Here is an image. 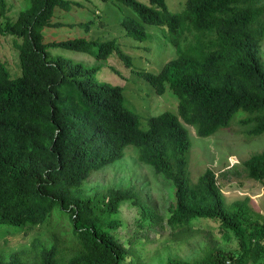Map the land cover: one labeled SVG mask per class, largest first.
Returning <instances> with one entry per match:
<instances>
[{
	"label": "trees",
	"instance_id": "obj_1",
	"mask_svg": "<svg viewBox=\"0 0 264 264\" xmlns=\"http://www.w3.org/2000/svg\"><path fill=\"white\" fill-rule=\"evenodd\" d=\"M27 1L11 20L0 0V37H12L19 68L12 77L0 61V225L32 227L63 219L60 234L72 244L57 249L59 239L51 232L46 244L35 240L29 256V249L0 252V264H129L131 240L115 232L122 226L119 206L136 207L148 228L160 217L133 186L91 194L81 189L89 173L119 159L126 145L172 184L167 225L181 232L194 218H209L219 233L229 231L237 242L235 251L211 245L198 258L167 256L163 264H264V217L251 209L248 197L226 204L210 168L193 183L185 179L189 140L179 119L203 137L225 127L240 110L246 137L264 132V66L258 55L264 0H184L178 13L170 12L165 0H109L125 8L119 21L123 35L143 42L149 38L145 25L153 26L162 36L155 47L174 53L156 73L138 72L155 94L170 90L177 98L176 113L149 117L145 130L124 106L122 86L93 79L98 65L84 66L48 51H80L97 61L116 57L131 67V57L116 40L43 41V28L60 25L53 21L59 9L82 5ZM88 23L74 25L86 32ZM184 32H191V39L184 40ZM113 73L119 76L120 69ZM240 166L248 178L262 181L264 152L249 155Z\"/></svg>",
	"mask_w": 264,
	"mask_h": 264
},
{
	"label": "rangeland",
	"instance_id": "obj_2",
	"mask_svg": "<svg viewBox=\"0 0 264 264\" xmlns=\"http://www.w3.org/2000/svg\"><path fill=\"white\" fill-rule=\"evenodd\" d=\"M3 1L4 16L11 20H14L28 5L27 0ZM72 1L79 2L82 6L73 3L69 11L63 12L59 9L53 21L60 25L43 28V41L79 36L98 41L114 38L121 50L131 57V67H124L116 57L109 56L103 61H97L92 54L59 47L49 48V53L84 66L98 65L99 68L94 73L93 79L97 82L122 86L123 104L137 116L141 130L147 128V119L151 116L162 111L176 113V96L170 90L160 95L155 94L151 86L138 74L141 71L156 73L164 61L173 56L167 48L155 47L162 40L160 31L153 26L145 25L149 38L134 43L123 35L119 25L125 8L119 10L109 0ZM138 1L146 2V0ZM183 1L165 0V3L170 12L178 13L183 8ZM3 19L0 16V22ZM88 21L86 32L82 27L74 25ZM182 36L184 40H188L191 39L192 33L184 32ZM11 39L9 35L0 37V61L13 77L19 75V68L16 66ZM258 55L264 66V35L260 41ZM116 68L120 69L119 76L113 73V69ZM242 114V111L237 110L225 127H220L203 137L197 136L194 128L182 122L179 117L189 140L185 179L193 183L205 168H210L215 174L216 184L226 204L247 196V203L251 209L264 217V179L256 181L248 178L240 166V162L249 155L264 152V132L254 137H246L245 127L238 122ZM136 153L134 146H124L119 159L89 173L81 186L84 194H91L106 187L133 186L139 191L141 200L160 217V222L148 228L139 221L136 207L127 203L119 206L116 217L119 218L122 226H117L115 232L121 238L131 240L127 245L132 250V260L129 264H163L167 256L181 259L198 258L211 245L225 250H236L237 242L232 233L229 231L219 233L217 223L209 218H194L181 232L167 225L165 220L168 214L167 206L172 201V184L161 174L155 173L150 166L139 162ZM65 223L66 220L61 219L59 223L51 222L32 227L0 225V252L29 249L25 254L29 256L32 254L31 247L35 244V240L46 244L51 232L59 239L56 244L57 249L66 248L72 243L64 242L60 234L65 230ZM48 241L51 242L52 237Z\"/></svg>",
	"mask_w": 264,
	"mask_h": 264
},
{
	"label": "clouds",
	"instance_id": "obj_3",
	"mask_svg": "<svg viewBox=\"0 0 264 264\" xmlns=\"http://www.w3.org/2000/svg\"><path fill=\"white\" fill-rule=\"evenodd\" d=\"M166 4V3H165ZM167 7V6H166ZM169 50V49H168ZM170 52H171V54H173L174 55V53L171 51V50H169ZM167 61V60H166ZM165 62V61H164ZM159 114V113H158Z\"/></svg>",
	"mask_w": 264,
	"mask_h": 264
}]
</instances>
